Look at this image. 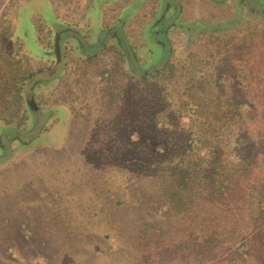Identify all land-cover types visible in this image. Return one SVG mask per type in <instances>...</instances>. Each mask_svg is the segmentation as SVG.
Instances as JSON below:
<instances>
[{"label": "rangeland", "instance_id": "rangeland-1", "mask_svg": "<svg viewBox=\"0 0 264 264\" xmlns=\"http://www.w3.org/2000/svg\"><path fill=\"white\" fill-rule=\"evenodd\" d=\"M241 47L264 53V0H0V82L2 74L44 71L23 88L22 128L0 120V264H264L260 153L261 176L244 178L239 194L224 188L212 211L221 231L238 228L236 245L221 243L207 260L202 250L183 259L193 216L171 213L165 197L164 211L153 205L180 117L153 110L152 85L134 78L167 63L158 86L168 105L178 104L184 89L215 72L203 57ZM260 62L223 67L264 70ZM254 77L215 83L264 84ZM13 94L0 98V116H22ZM179 125L189 127L187 118ZM245 131L264 143V117ZM239 135L223 131L225 162L245 159Z\"/></svg>", "mask_w": 264, "mask_h": 264}, {"label": "trees", "instance_id": "trees-1", "mask_svg": "<svg viewBox=\"0 0 264 264\" xmlns=\"http://www.w3.org/2000/svg\"><path fill=\"white\" fill-rule=\"evenodd\" d=\"M221 51L222 49H219L216 53L203 57L202 62L212 61L215 63V72L205 73L202 76L204 81L200 85L194 83L190 84L189 88L184 89L182 102L171 104L174 106L172 110L168 109L171 105L167 103L164 88L158 86L161 82L160 77L167 71L165 69V65L168 66L167 63L149 73L143 72L135 75L136 77L134 76L137 84L144 85L145 89L146 85H152L146 91L153 110L158 114L166 112V115L173 111L175 115L180 117L177 127L180 135L177 140H174L173 134L169 135L170 139L174 140L175 146L165 153L166 159L161 164L163 168L158 174L160 183L158 188L154 190L159 196L153 205L156 206V211H164V208L162 209L159 205L163 204L160 201H162V197H165L169 201L171 213L188 211L193 216L189 230L184 231L186 239H190L192 242L190 249L189 251H185V249L180 251L183 259L187 261L191 256L194 257L193 254L196 255L199 250L204 252V257L201 259H206L211 253L210 258H214L218 255L217 248L221 243L229 244V246L236 245L238 240L236 237L234 238V234H238V228L228 225V228L225 227L226 232L221 231L216 226L220 222L219 220L216 221V211H212L216 210L214 207L218 205L217 202L219 203L224 188L231 185L239 194L240 184L244 178L250 177L251 181L256 182V178L261 176V174L257 175L255 171L257 167L259 168L258 165L262 163L259 153L264 155V143L255 145L252 137L245 131V127L253 123L258 117H264V84L241 88L235 83L230 86L217 84L215 80H219L221 77H229L233 80L237 79L238 82V76L241 75L248 76V78H255L254 76L258 75L259 78H263L264 70L261 67L245 66L244 69L239 68L240 70L243 69L239 71L238 69L234 70L232 65L228 69H224L223 66L229 62L231 64L242 62L252 64L256 61L259 65V60L262 61L260 65L263 66L264 53L258 55L243 53L242 47L233 54L230 51L224 53ZM26 72H20L13 78L8 76L7 79H4V74L1 75L0 98H4L5 94H9L13 90L12 104L16 107V111L21 112L22 116L15 119L14 116L5 117L1 115L0 120L5 125L15 128H22L25 121L28 120L24 114L26 109L23 110V88L25 84L34 75L44 71L40 69L34 74H27ZM17 76L19 78H16ZM16 81L20 86L15 85ZM208 81H213V83H208ZM140 90L135 89L134 91L135 96H138L139 99L142 95ZM193 94H198V96L193 98ZM184 117L187 118L189 127L183 128L179 125ZM228 127H233L240 133L239 149L246 152L245 159L242 161L225 162L224 160L225 152L220 149L219 141L223 131ZM259 184L262 198L259 206L261 207L260 213H262L264 210V177H261ZM126 204L120 201L116 205L123 207ZM212 204L214 205L212 206ZM260 231H264V229ZM260 234L258 242L260 245L263 244L261 251L264 253V232H260ZM246 248L245 245V250ZM242 249H244V245H241ZM180 262L178 261L176 264H180ZM141 264L147 263L143 261Z\"/></svg>", "mask_w": 264, "mask_h": 264}, {"label": "crops", "instance_id": "crops-1", "mask_svg": "<svg viewBox=\"0 0 264 264\" xmlns=\"http://www.w3.org/2000/svg\"><path fill=\"white\" fill-rule=\"evenodd\" d=\"M58 31V30H57Z\"/></svg>", "mask_w": 264, "mask_h": 264}]
</instances>
